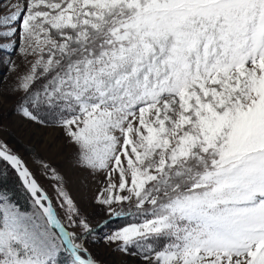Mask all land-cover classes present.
Instances as JSON below:
<instances>
[{
    "label": "snow or ice",
    "instance_id": "obj_1",
    "mask_svg": "<svg viewBox=\"0 0 264 264\" xmlns=\"http://www.w3.org/2000/svg\"><path fill=\"white\" fill-rule=\"evenodd\" d=\"M0 38L32 57L18 113L55 114L103 174L122 221L106 243L143 264H264V0H24ZM0 163L33 205L0 196V264H98L56 170L68 227L3 139Z\"/></svg>",
    "mask_w": 264,
    "mask_h": 264
},
{
    "label": "rangeland",
    "instance_id": "obj_2",
    "mask_svg": "<svg viewBox=\"0 0 264 264\" xmlns=\"http://www.w3.org/2000/svg\"><path fill=\"white\" fill-rule=\"evenodd\" d=\"M23 3L24 0H0V15L11 12L14 4ZM31 59V56L25 57L20 52L19 42L15 38H0V139L5 140L22 158L68 227L66 211L60 207V198L56 191L58 182L43 165H50L63 178V187L79 210V217L75 218L86 219L93 229L91 233L83 235V240L85 247L98 263L143 264L139 255L132 254L134 249L124 252L117 249L115 244L106 243L105 235L122 221L110 219L106 206L97 201V195L104 187L103 174L78 165L76 147L69 142L63 129L58 126L55 114L41 110L38 115L43 123H37L18 113L17 100L22 94L18 83L29 70ZM2 166L0 165V176L6 178L9 173ZM3 195L8 197L11 204L16 205L8 194L0 191V196ZM19 209L31 213L32 201L27 197L25 209ZM108 219L105 225L104 222ZM69 230L80 231L79 228L71 227Z\"/></svg>",
    "mask_w": 264,
    "mask_h": 264
},
{
    "label": "trees",
    "instance_id": "obj_3",
    "mask_svg": "<svg viewBox=\"0 0 264 264\" xmlns=\"http://www.w3.org/2000/svg\"><path fill=\"white\" fill-rule=\"evenodd\" d=\"M51 113V112H50ZM2 167L9 173V176L3 178L0 176V191L9 195L11 200L21 209H25V199L28 197L24 189L20 186L13 170L4 163H0Z\"/></svg>",
    "mask_w": 264,
    "mask_h": 264
},
{
    "label": "water",
    "instance_id": "obj_4",
    "mask_svg": "<svg viewBox=\"0 0 264 264\" xmlns=\"http://www.w3.org/2000/svg\"><path fill=\"white\" fill-rule=\"evenodd\" d=\"M10 168H11V167H10ZM11 169H12V168H11ZM12 170H13V169H12ZM13 172H14V174L17 176V178H18V180H19L21 186L24 188V190H25L26 194L28 195L29 199L32 201L31 194L28 192V190H27L26 187L24 186L22 180L20 179V177L18 176V174H17L14 170H13ZM98 264H100V263H98Z\"/></svg>",
    "mask_w": 264,
    "mask_h": 264
}]
</instances>
